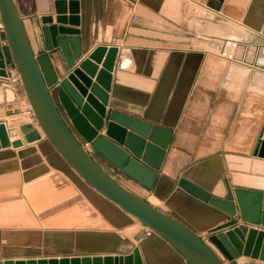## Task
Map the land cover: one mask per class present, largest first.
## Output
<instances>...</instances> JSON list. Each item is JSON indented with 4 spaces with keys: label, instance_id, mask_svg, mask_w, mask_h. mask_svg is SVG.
Instances as JSON below:
<instances>
[{
    "label": "crops",
    "instance_id": "1",
    "mask_svg": "<svg viewBox=\"0 0 264 264\" xmlns=\"http://www.w3.org/2000/svg\"><path fill=\"white\" fill-rule=\"evenodd\" d=\"M79 1L80 26L66 27L81 31L87 48L83 58L100 46L119 49L107 109L173 131L152 190L92 152L94 159L128 189L145 193L152 204L208 240L228 217L187 192L181 181L220 199L228 186L264 192V158L258 156L264 84L257 81L264 77V0ZM53 2L16 0L52 93L67 74L64 57L46 49L40 32ZM229 25L243 28L250 39L227 35ZM5 58V68H14ZM246 58L254 65L243 64ZM3 75L0 123L6 124L11 142V136H19L24 146L0 149V264L126 258L135 250L143 264H188L88 186L42 132L37 141L25 140L20 126L35 124L30 104L23 86H7Z\"/></svg>",
    "mask_w": 264,
    "mask_h": 264
},
{
    "label": "water",
    "instance_id": "2",
    "mask_svg": "<svg viewBox=\"0 0 264 264\" xmlns=\"http://www.w3.org/2000/svg\"><path fill=\"white\" fill-rule=\"evenodd\" d=\"M51 11L40 32L48 51L55 55L60 51L67 71L54 93L28 40L16 0H0V21L7 42V47H0V75L5 73L7 56L20 75L35 119V124L20 126L25 140L37 141L42 132L88 186L153 231L188 264H256L239 261L241 256L264 264V192L228 186L227 195L220 199L181 181L180 186L187 192L228 217L205 240L161 206L128 189L94 159L92 152L140 186L152 190L173 131L108 110L111 73L119 49L100 46L83 58L87 48L83 47L81 31L66 27L80 26V1L54 0ZM86 144L92 152L85 148ZM23 146V140L11 142L6 124L0 123V149ZM258 156L264 158V134ZM5 264H143V261L139 250H135L126 258L66 257Z\"/></svg>",
    "mask_w": 264,
    "mask_h": 264
},
{
    "label": "built area",
    "instance_id": "3",
    "mask_svg": "<svg viewBox=\"0 0 264 264\" xmlns=\"http://www.w3.org/2000/svg\"><path fill=\"white\" fill-rule=\"evenodd\" d=\"M0 43L3 45V47H7V42L4 38V27L2 23H0ZM2 82L6 84L9 87H16L18 85H22L20 75L18 74L17 70L14 68H5V75L2 76ZM85 148L92 152V149L89 144L85 145ZM153 231L146 228V235L151 236L153 235Z\"/></svg>",
    "mask_w": 264,
    "mask_h": 264
},
{
    "label": "bare ground",
    "instance_id": "4",
    "mask_svg": "<svg viewBox=\"0 0 264 264\" xmlns=\"http://www.w3.org/2000/svg\"><path fill=\"white\" fill-rule=\"evenodd\" d=\"M241 28V27H240ZM239 27H235V25L233 26V25H229V27L227 26L226 28H225V33L227 34V35H230V36H233V37H235V38H237V39H241V38H243V39H245V40H247L248 38L250 39V37H248V35L247 34H245L244 33V29L243 28H241L240 29ZM246 30V29H245ZM247 31V30H246ZM242 46V45H241ZM244 48V47H243ZM250 48H248V50H249ZM246 50V49H245ZM247 53V52H246ZM248 54V53H247ZM246 56H245V52H244V56H243V58H245ZM248 57V56H247ZM241 58V57H240ZM240 60V59H239ZM242 62H243V64L245 63V64H247V65H254V62L252 61V60H250V58L248 59V58H246V59H242ZM241 74V73H240ZM242 75V74H241ZM240 76V75H239ZM241 78V77H240ZM257 81H258V84L259 83H262V84H264V77H260V76H258L257 77ZM258 90H259V88H258ZM10 95V97L12 96V93H10L9 94ZM19 134V133H18ZM19 136H17V137H15V136H11V140H12V142H15L16 140H17V138H18Z\"/></svg>",
    "mask_w": 264,
    "mask_h": 264
},
{
    "label": "rangeland",
    "instance_id": "5",
    "mask_svg": "<svg viewBox=\"0 0 264 264\" xmlns=\"http://www.w3.org/2000/svg\"><path fill=\"white\" fill-rule=\"evenodd\" d=\"M228 27H229V26H228ZM232 37H233V36H232ZM138 194H139V195H141L142 197H145V198H147V197H148V196H147V195H145V193H143V192H139V191H138Z\"/></svg>",
    "mask_w": 264,
    "mask_h": 264
}]
</instances>
